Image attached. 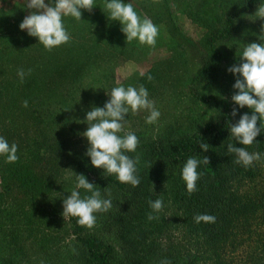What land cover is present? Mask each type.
I'll return each mask as SVG.
<instances>
[{
  "label": "rangeland",
  "instance_id": "374dc122",
  "mask_svg": "<svg viewBox=\"0 0 264 264\" xmlns=\"http://www.w3.org/2000/svg\"><path fill=\"white\" fill-rule=\"evenodd\" d=\"M26 2L0 0V75L6 76L4 78H9L7 71L21 67L16 51L18 38H22V43L39 44L38 38L29 36L19 27L30 14ZM122 2H132L141 20L146 17L142 10L146 0ZM262 2L264 0L237 18L230 38L217 42L221 59L216 75L201 81L197 77L209 57L206 43L209 34L223 28L226 17L238 9L239 0H154L155 11L163 7L168 11V21H152L158 28L154 46L141 45L138 40L127 43L120 22L108 18L105 0H94L95 8L91 12L81 10L82 20L63 17V25L70 34L69 42L51 50L40 45L44 50L39 53L46 52L42 58L48 59L51 67L55 68V62L63 63L58 67L61 74L52 75L49 70L42 73L43 77H53L45 90L47 96L42 110L47 114L56 112L57 118L52 122L53 118H41L48 122L38 123L32 112L35 113V101L42 98H34V104H29L27 89L21 94L10 90L9 99L0 102V137L18 147L19 139H22L20 143L31 141L41 153L34 159V166L50 185L41 192L26 194L13 185L5 195L0 209V264H79L75 260L76 243L69 217L64 219L62 215L63 199L75 189V174L84 175L88 182L107 174L91 164L86 155L90 144L83 133L89 127L87 112L93 107L103 108L112 88L138 89L143 85L160 112L155 123L147 124V110L129 111L118 135L131 132L141 142L179 138L204 123L216 122V102L225 101L231 113L235 108L240 116L252 115L249 108L241 109L232 101L236 76L229 73L228 68L240 63L245 45L262 43L259 36L264 20L254 16ZM68 48L69 52L63 51L58 60L55 51ZM71 58H74L72 62ZM24 101L28 102L27 107ZM48 104L50 111L46 112ZM138 163L140 166V160ZM253 164L259 174L253 182L243 184L247 189L259 191L264 189V157ZM0 191H3L1 179ZM149 196L151 201L162 199L163 207L160 212H152L157 217L154 219L156 228L147 229L151 233L146 241L142 238L147 254L143 264H161L164 260L168 264H213V261L195 258L196 240L184 230L179 208L169 200L164 184L157 178L150 181ZM108 211L94 213L95 224L91 229L85 227L86 231L103 234L106 222L113 217ZM255 231L260 233V229ZM255 246L253 242L252 247ZM243 247L228 251L219 264H264L254 261L253 256L248 258L251 252Z\"/></svg>",
  "mask_w": 264,
  "mask_h": 264
},
{
  "label": "trees",
  "instance_id": "16d2710c",
  "mask_svg": "<svg viewBox=\"0 0 264 264\" xmlns=\"http://www.w3.org/2000/svg\"><path fill=\"white\" fill-rule=\"evenodd\" d=\"M259 1L239 0L238 9L226 17L223 28L209 34L206 41L209 57L197 77L198 80H207L216 75L221 59L217 42L230 38L237 18ZM145 3L146 7L142 10L146 17L155 22L168 21L166 7L155 11L154 0H146ZM21 41L22 38H18L16 45L20 69L12 68L13 70L7 71L9 78L0 75V102L9 99L10 90H18L17 93L21 94L22 90L27 89L29 104L34 98H42L35 101V104L33 102L35 113L32 114L37 117L38 123L48 122L46 120L53 118L52 122L57 118V113L51 111L47 114L42 108L47 96L45 90L50 86L53 77H43L42 73L49 70L52 75L61 74L62 71L58 67L63 63L55 62V68L51 67L49 60L42 58L46 52L39 54L44 50L40 47L41 44ZM63 51L67 54L69 48L55 51L58 60L61 59ZM28 52L30 54H27ZM77 57L78 55L75 58ZM73 59L71 58V62ZM21 69L25 73L23 82L18 75ZM201 99L207 100L205 97ZM216 106V122L204 123L192 133L179 138L139 141L134 152L125 153L134 161L140 160V166L136 163L135 173L140 180L138 186L119 182L115 174H105L90 182L94 185V190L100 192L101 198L111 200L112 207L108 212L113 217L110 216L106 222L103 234L98 235L88 233L85 227L77 223V218L69 217L76 243L75 260L79 264H126V260L132 264H143V258L147 257V254L141 244L142 238L146 241V236L151 233L147 229L156 228L155 220L148 219L149 213L153 212L149 205V186L153 178L164 184L169 200L179 208L184 230L196 240L197 260H209L213 261V264H219L225 259L228 251L231 250V253L244 246L243 250L251 252L248 258L253 256L254 261L264 263V189L253 191L243 184L245 181L256 180L259 170L254 164L247 167L237 164L236 155L228 152V144H233L238 148L245 147L250 153L259 152L264 157V129L252 145L243 146L230 133L231 124L238 123L241 116L237 114L233 117L225 101L216 102ZM49 107L48 104L44 110L49 112ZM41 118L46 120H40ZM257 126L259 127V123ZM21 140L17 141L19 159L16 162L8 163L6 156L0 155V179L3 185V191H0V209L5 195L11 191L13 185H17L18 190L23 193H38L50 188L45 176L33 163L34 159L41 155L39 149L32 145L31 141L20 143ZM201 143L209 145L208 151L200 148ZM205 157L209 159V164L203 162ZM189 158L200 161L196 191L191 194L187 191L181 174ZM78 164L83 166L81 162ZM78 191L81 198L91 195L85 189ZM199 214L212 215L215 222L197 223L194 217ZM256 229H260V233H257ZM253 242L255 247H252Z\"/></svg>",
  "mask_w": 264,
  "mask_h": 264
},
{
  "label": "clouds",
  "instance_id": "9594fccd",
  "mask_svg": "<svg viewBox=\"0 0 264 264\" xmlns=\"http://www.w3.org/2000/svg\"><path fill=\"white\" fill-rule=\"evenodd\" d=\"M104 7L109 13L108 18L122 25L121 31L126 35L127 43L138 40L141 45H155L158 36L157 26L148 17L141 20L132 2L105 0ZM26 8L30 10V14L25 16L19 25L21 31H26L29 36L38 38L39 44L51 50L70 40V34L62 22L63 17L71 16L82 20L81 10L91 12L95 7L94 0H47V2L46 0H27ZM254 16L264 20V2L258 5ZM259 39L262 43L245 45L240 63L228 68V72L236 76L232 101L241 109L247 107L252 111V115L244 114L238 123L231 124V136L243 146L252 145L264 129V25L261 26ZM18 75L23 82L25 73L22 69L18 71ZM107 94L110 98L103 108L93 107L86 114V123L89 127L83 136L90 144L86 155L90 157L91 164L95 168L104 169L109 175L115 174L119 182L135 187L140 184L139 178L135 175L138 161H134L125 153L134 152L139 141L134 133L128 132L123 136L118 134L124 128L130 110L133 113L142 109L147 110L149 113L145 118L147 124L155 123L161 114L155 108L154 102L148 98V91L143 85L138 89L131 86L127 88L117 86L112 88L110 94ZM27 106L28 102L24 101V107ZM236 115L237 111L234 108L232 116ZM200 148L206 152L209 145L201 143ZM17 151L18 146L15 143L9 145L5 138L0 137V155L6 156V162H16L19 159ZM228 152L236 155L237 164H243L246 167L262 158L259 152L250 153L245 147L238 148L233 144H228ZM203 162L209 164V159L205 157ZM199 164L198 159L189 158L182 168V179L186 183L189 194L196 191ZM75 178V189L63 199L62 215L64 219L75 217L80 226L91 229L96 220L94 213L107 212L112 207V202L110 199H101L100 192L94 190V185L88 182L84 175L75 174ZM78 189H85L91 195L81 198ZM149 205L153 212H160L163 200H150ZM148 219L153 220L157 217L149 213ZM194 220L197 223L202 221L214 223L215 217L199 214L194 217ZM161 264H168V261H161Z\"/></svg>",
  "mask_w": 264,
  "mask_h": 264
}]
</instances>
